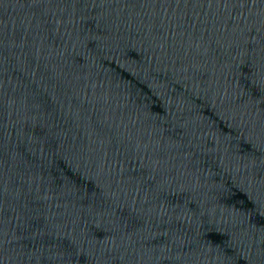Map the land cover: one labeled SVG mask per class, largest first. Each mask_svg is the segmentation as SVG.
<instances>
[{"label": "water", "instance_id": "obj_1", "mask_svg": "<svg viewBox=\"0 0 264 264\" xmlns=\"http://www.w3.org/2000/svg\"><path fill=\"white\" fill-rule=\"evenodd\" d=\"M0 264H264V0H0Z\"/></svg>", "mask_w": 264, "mask_h": 264}]
</instances>
